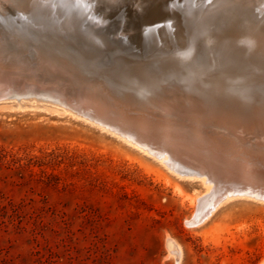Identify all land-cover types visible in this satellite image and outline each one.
Instances as JSON below:
<instances>
[{
    "label": "rangeland",
    "instance_id": "rangeland-1",
    "mask_svg": "<svg viewBox=\"0 0 264 264\" xmlns=\"http://www.w3.org/2000/svg\"><path fill=\"white\" fill-rule=\"evenodd\" d=\"M109 1L115 3L119 0ZM128 1L126 10L125 7L115 10L117 19L114 20L110 10L101 7L99 0H48L42 4L46 10L41 9L40 14L45 22L51 19L50 29L57 28L59 32L47 36V33L35 29V34L29 36L25 27L15 24L10 25V30L13 28L12 32L17 34L15 43L18 46L41 48V39L46 37L44 42L50 43L48 45L61 40L64 42L63 45L59 43L61 46L76 45L73 38L70 40L68 36V39L60 29L70 25L74 31L82 26L85 32L80 33L83 41L107 42L104 43L107 47L114 45L115 48L118 45L114 41L115 35L112 36L115 33L111 31L117 27L118 36L136 39L132 27L139 24L132 20L129 9L138 11L146 3V0ZM153 1L184 19L174 22L177 37L166 45L163 41L149 47L144 54L136 53L134 60L149 64L151 58H161L168 49L171 51L169 63L184 62L191 69L195 67V72L199 71L196 83L204 85L201 86L204 91L219 88L230 96L242 91L251 97L264 95V56L249 41L251 36H259V29L264 25V0H211L207 3L204 0H177L178 4L175 0ZM66 4L77 7L79 13L81 11L84 24L67 25L68 17L62 13ZM204 4L211 5L205 6V10ZM251 7L259 18H248L242 12ZM215 12L220 15L214 16ZM157 20L152 21L153 24ZM41 22L34 18L31 25ZM133 22L136 23L132 25ZM184 22L190 25L184 26ZM208 28L211 33L207 32ZM196 35L198 42L193 40ZM221 36L225 39L222 40ZM189 46L194 48L191 47L193 53ZM186 51H190V55ZM139 57L146 58L143 61ZM187 57L191 62L193 60L192 64ZM196 58L201 63L195 61ZM249 59L255 60L257 65ZM211 62L216 64L213 66ZM171 64L168 66L170 71L166 69L163 76L159 74L153 79L149 71L145 76L152 82L163 79L161 87H165L166 94L170 92L168 97L181 98L177 90L183 91L205 107L208 98L194 92L191 84L174 73L183 70L180 64V68H173ZM206 80L207 83L201 82ZM163 165L107 131L54 105L16 106L11 98L0 99V264H260L264 258V204L249 198H234L220 204L204 221L189 224L191 217L200 212L196 209V199L206 192V186L200 181L178 177ZM168 240L177 245L179 252L167 244Z\"/></svg>",
    "mask_w": 264,
    "mask_h": 264
},
{
    "label": "bare ground",
    "instance_id": "bare-ground-1",
    "mask_svg": "<svg viewBox=\"0 0 264 264\" xmlns=\"http://www.w3.org/2000/svg\"><path fill=\"white\" fill-rule=\"evenodd\" d=\"M47 1L48 0H0V65L2 67V65L5 64L7 69V74H6L7 76L6 77H4L3 75L0 76V98L3 97L11 98L13 100L14 105L16 106H28V107L38 108V107H43L47 104L54 105L55 107L63 110L64 112H69L71 115L75 116L76 118L83 119L84 121L96 125L101 130L103 131L105 130V132L107 131L108 133L114 135L117 139L121 140L122 142L132 147L133 149H136L137 151H140L141 153L146 154L149 157L157 160L159 163L164 164L169 169L170 172L171 171L175 172V174H177L178 177L186 178L189 180L200 181L201 183L204 184V187L206 186V190H205L206 192L197 197L196 209H200V212L195 215L193 214L194 216L191 217L192 219L189 221V224L197 225L198 223L204 221L220 204L234 198L244 197V198L253 199L255 201L264 204V95L256 94L255 96L254 94V97H251L248 92L242 91L241 93L235 94V96H230V94L226 93L225 90L221 92V89L219 88L218 89L212 88V90L209 89V91L207 90L204 91L202 89L204 85H202L201 83H198L197 85L196 83L198 79H196L195 77L200 76L198 74L199 71L195 72V70H193L195 67L191 69L184 62L178 63L172 61L174 63L172 64L169 63L170 62L169 54L171 53V51L168 49L165 50L166 55L164 56L162 55L161 58L158 59L157 57L151 58L152 62H150L149 64H144L142 62L138 63L136 60L133 59V55L135 56L136 53L144 54L148 51L149 47H153L155 44L157 43L160 44L159 42H163V41H165V43L163 44L166 45V43L169 40H172L175 37H177L178 30L173 28V25L175 21L176 22L182 21L184 19L183 16L178 15V13L177 12L175 13L174 11L170 13L165 9H163L160 5L155 3L154 4L155 7H153V10L151 12L149 13L144 12L141 14V17L138 20V24H139L138 27H132V29L133 28L135 29V30L133 29L135 32L141 33L142 36L145 38V40L144 41L139 40L133 42L134 45L124 44L125 41L121 40L120 36H118L117 27H115L111 31V33H115L112 36L115 35L114 41L117 43L118 46L113 48L114 45H112V47L111 46L107 47V45L104 44L107 42L94 43L95 40L94 41L91 40L92 43H88L90 41L88 40H87L88 42L83 41L80 35V33H82L83 31L81 29L82 28L81 25L84 22V21L82 22L83 15L80 14L81 11L79 13L77 7H74L73 5L70 4L63 5L64 7L62 8V13L65 17H68L67 25L68 23H73V25L75 26L76 25L81 26L80 28L77 27L78 28L77 30H74L76 28L74 26L75 27L73 29L74 31H71V28L69 27L70 25L69 26L64 25L60 29L61 34L62 33L67 34V38L68 36H70L69 37L70 40L73 38V40L77 43L75 46L72 45V47H76L80 49L79 53L77 52V54L78 57L81 58V61H76L74 60V58L71 57L72 51L75 50L72 49L71 51V49L69 48L71 47L70 45L61 46L59 44L60 42L61 44L64 43L62 42L63 40L57 41L59 43H55L54 45H48L50 43L47 42L48 43L47 44L44 42V40L47 39L46 37L44 39H41V41L43 42V46H40L41 48H31L28 47L27 45L18 46V44L15 43L17 39L16 36L17 34H14L12 32L13 28L12 31L10 30L11 24L19 25L20 28L21 26L25 27L27 29L26 33L27 34L29 33V36H31V34L33 33L35 34L36 30H38V32L47 33V36L59 32L57 28L56 29L58 31H55L56 30L55 28L50 29L49 25L51 23V19L48 18L49 16L47 17L48 22H45L43 15L40 14L41 9H45V7H42V4H45V2ZM120 1L121 0L112 3L109 0H99V3L101 7L108 9V7L112 5H114L113 7L118 6L120 4ZM175 1L177 2V0ZM204 1H203L204 3H207L208 1L211 2V0H204ZM260 3L262 4V2ZM209 5L204 4V9L205 6L207 7ZM262 5H264V3ZM219 6L220 5H218V7ZM231 7L233 9V5H231ZM191 8H193V6ZM220 8H218V10ZM242 12L248 18L251 17L259 18L257 17L255 13L256 10H254L253 7H251V9L245 10V12L244 11ZM213 14L214 16H217L216 12ZM193 15H195V13ZM34 18H39L42 22L38 25L36 24L31 25L33 24ZM156 19L159 20H157V22L153 24L152 21H155ZM185 20H189V19H185ZM146 23H150V24H146ZM185 23L186 22H184V26L190 25V24L185 25ZM91 26L94 25L91 24ZM79 29L81 32L79 31ZM207 30H208L207 32H209V28ZM95 31L96 30H94V33ZM192 31H194V29ZM239 31L238 33H240ZM258 33L259 36L258 35L251 36L249 41L257 51L258 50L260 51V55L264 56V25L262 26L261 29H259ZM92 35L93 34L91 33V36ZM182 35H185V33ZM22 36H24V34ZM58 36L60 37V35ZM106 36L108 35L106 34L105 37ZM90 37L88 38L91 39ZM188 37L189 36H187V38ZM193 37H195V35ZM216 37H213V39H215ZM53 38L54 37H52V39ZM99 38H100L99 40H102L101 37ZM55 39L56 38H54V40ZM213 39H211V41ZM221 39L223 40L225 39V37L222 38L221 36ZM5 40H7V42ZM193 40L194 41L196 40L198 42V37L193 38ZM50 41L52 40L50 39ZM54 42L56 41H53L52 43ZM88 45L93 47V49H89L87 47ZM189 47L191 49L192 46ZM104 48L108 50V52H104V53L101 52V50H103ZM219 48L217 51H219ZM176 49L178 48L174 49L177 52ZM193 51L194 50H192V53ZM232 51L230 52L233 53ZM161 52H163V50ZM186 52L189 53L190 51H186ZM212 54L214 56L215 53ZM243 55L245 56V54ZM155 56L156 55L150 57H155ZM100 57H102V59H100ZM173 57L175 58V55ZM245 57H248V55ZM134 58L137 59L136 57ZM141 58L143 59V57ZM141 58L139 57L138 59ZM145 58L146 57H144V59ZM228 58L226 59L228 60ZM214 59L217 60V58ZM197 60L199 62V59L196 58L195 61ZM189 61L191 62V60ZM240 61L241 59H239V62ZM154 62H158V64L157 63L153 64ZM243 62H247V60ZM252 62L256 64L255 60ZM199 63H201V60ZM214 63H212L213 66L216 64ZM86 64H88V66L92 71L85 70L84 67ZM169 64H171L170 66H172L173 68L178 67L179 64L181 65L180 67H183L182 71L177 70V72L174 71V73H177L180 79L188 82V84H191L192 86L191 89L194 92L196 91L197 94L205 95V97L208 98V101H206L205 103V107L202 106L198 102V100L193 99L188 95H185L183 91L177 90V94L178 96H182L181 98L179 97L177 99L175 97L176 98L175 99L173 97L172 98L168 97L169 95L168 93L170 92L166 94L167 90L165 89V87L164 88L161 87L163 86L162 84L163 79H161L160 81L157 80L155 82H152V80L149 81L145 76L146 71H149L153 79L158 77L159 74L160 76L161 75L163 76L166 69L170 71L169 70L170 68L168 67ZM239 64H243V63H239ZM201 65L204 66L205 64L204 65L201 64ZM250 65L251 63L249 64V66ZM97 66H100L102 71H106L107 73L102 74L100 71H98V69H95ZM231 68L233 67L230 66V69ZM215 69H217V67ZM202 73H204V71ZM222 74H224V72H222ZM212 75L215 78V75L214 74ZM207 77L208 76L206 75L205 78ZM242 77H240L241 78L240 80H243ZM22 79H24V81L27 80L26 82L27 84L25 83L22 84L20 82ZM208 79H212V78H208ZM200 80L201 79H199L198 82H200ZM253 80L255 79H252V81ZM250 81L249 83L252 82ZM201 82L207 83V80ZM255 82L256 80L254 81V83ZM215 83L217 84V82ZM74 86H77L79 88L76 91V93L79 92L80 95L82 94V96L88 99V101H86L84 105L81 106L87 109L91 107L94 108L96 115L102 117L105 123L98 120L89 119V117H87L86 115H79L75 113L76 105L71 99L73 95L70 94L72 90H75ZM215 91H217V93ZM149 93L152 94L149 95ZM104 106H108V109H110L111 111L113 110L112 112L114 115H112V113L105 114L103 112ZM125 111H128L129 114H127ZM113 121L118 123V125L121 126L123 131H120L115 127H113L112 126ZM133 132H136L137 134L134 135ZM167 244H169L172 247L174 246V250L176 251V253L179 252V249L174 242L168 240ZM260 264H264V258H262Z\"/></svg>",
    "mask_w": 264,
    "mask_h": 264
},
{
    "label": "water",
    "instance_id": "water-1",
    "mask_svg": "<svg viewBox=\"0 0 264 264\" xmlns=\"http://www.w3.org/2000/svg\"><path fill=\"white\" fill-rule=\"evenodd\" d=\"M128 3H129L128 0H121L120 1V4L118 6L113 7L114 5H112V6H109L108 7V9L110 10L109 11L110 12V15L113 16V19L114 20L117 19V18H115L116 17L115 10L116 9H120L121 7H125V10H126V6H127ZM154 4H155V2L153 0H146L145 5L141 6V8L138 11L136 9H129L130 10V13L132 15V18H133L132 20L137 22L140 19L142 13H144V12H146V13L151 12L153 10V7H155ZM135 23L133 22L132 25H134ZM133 35L136 37V39H134V40L127 39V36H120V38H121V40L125 41L124 44H131V45H134L133 42H136V41H139V40H143V41L145 40V38L139 32H135V33H133ZM70 46L71 47H69V48L71 49V51H72V49L76 51V52L75 51H72L71 57L74 58V60H76V61H81V58L78 57V54H77V52L79 53L80 49L79 48H76V47H72V45H70ZM73 46H75V45H73ZM87 47L89 49H93V47H91L89 45ZM101 52H103V53L104 52H108V50H106L104 48L103 50H101ZM100 59H102V57H100ZM84 68H85L86 71H90L91 70L90 67L88 66V64H86ZM95 69H98V71H100L102 74H106L107 73L106 71H102V69H101L100 66H97ZM95 72H96V70H95ZM6 74H7L6 65L3 64L2 67L0 65V76L3 75L4 77H6L7 76ZM20 82L22 84H24V83L27 84L26 83L27 80L24 81V79H22ZM74 87H75V90H72L70 92V94L73 95V97L71 96L72 97L71 99L73 100V102L76 105V107H75V111L76 112L75 113H77L79 115H86L87 117H89V119H94V120H98V121H101V122L105 123L102 117H99V116L96 115L94 108L91 107V108H88L87 109V108H84V107L81 106V105H84V103L86 101H88V99L85 98L84 96H82V94L80 95L79 92L76 93V91L79 88L77 86H74ZM115 88H118V87H115ZM0 99H4V97L3 98H0ZM112 111L110 109H108V106H104L103 112L105 114L112 113V115H114ZM125 112L127 114H129L128 111H125ZM112 126L115 127L116 129L120 130V131H123L122 128H121V126H119L118 123H116L114 121H113V125ZM133 133H134V135L137 134L136 132H133Z\"/></svg>",
    "mask_w": 264,
    "mask_h": 264
}]
</instances>
